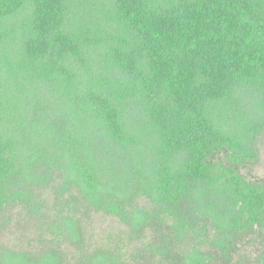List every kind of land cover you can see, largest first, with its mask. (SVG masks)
<instances>
[{"label":"trees","instance_id":"trees-1","mask_svg":"<svg viewBox=\"0 0 264 264\" xmlns=\"http://www.w3.org/2000/svg\"><path fill=\"white\" fill-rule=\"evenodd\" d=\"M108 3L0 0V214L22 206L58 246L81 243L80 206L118 220L79 264H218L264 238V182L238 170L239 106L264 121V0ZM60 255L0 245V264Z\"/></svg>","mask_w":264,"mask_h":264},{"label":"rangeland","instance_id":"rangeland-1","mask_svg":"<svg viewBox=\"0 0 264 264\" xmlns=\"http://www.w3.org/2000/svg\"><path fill=\"white\" fill-rule=\"evenodd\" d=\"M99 1L105 8V14H107L110 9L108 0ZM246 105L242 103L239 108L243 112L247 123L251 124L247 127V130L249 129L247 136L251 142V156H244L243 163L238 167V170L241 172L242 178L245 181L264 182V121L262 120L263 118H257V114L251 111ZM233 151L235 150H231V152ZM221 157L223 158V155ZM233 165L236 166L237 164L234 163ZM70 196V198L65 196L60 201H68L70 203H75L76 200L78 201V198H74L76 196L79 197L78 194ZM47 202L50 214H52L54 208L59 206H57L54 198H47ZM80 207L81 209L76 211L82 232V241L79 246L68 245L67 242L64 245L58 246L52 240H48L50 238L49 236L44 234L47 238L40 235L36 230V219L26 218L22 206H11L0 214V245L10 249H31L36 251L42 247H54L61 252L62 255L60 257L64 264H79L78 258L81 256V252L79 251L80 246H83L84 250H87V253L90 254L100 248L111 246V241L107 237L108 235L113 237V241H118L121 236L125 235L126 229L118 220L110 218L100 211L84 209V206ZM3 218H7V222L2 229L1 222ZM161 231L166 233V228H162ZM152 232L153 230L148 231L147 236ZM129 245L131 246V248L128 247L130 250H134L132 249L134 246H139L135 242V239L130 240ZM180 247L173 248V253H178L182 250ZM263 253V237H254L250 240L245 239L230 252L229 258H223L220 262L218 261V264H247V262H243V257L249 255V261L252 262L254 258L257 259ZM90 257L86 255L84 261L86 262Z\"/></svg>","mask_w":264,"mask_h":264}]
</instances>
